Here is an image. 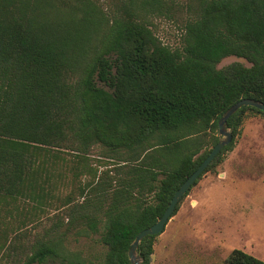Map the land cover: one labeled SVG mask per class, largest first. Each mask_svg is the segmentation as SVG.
Here are the masks:
<instances>
[{"label":"trees","instance_id":"trees-1","mask_svg":"<svg viewBox=\"0 0 264 264\" xmlns=\"http://www.w3.org/2000/svg\"><path fill=\"white\" fill-rule=\"evenodd\" d=\"M115 1L106 11L92 0H0V260L86 264L65 246L74 233L99 235L98 264H131L130 244L219 141L224 112L241 99L264 104V0ZM180 8L187 17L171 49L150 20ZM230 56L250 66L218 69ZM247 115L264 119L252 107L233 114L232 142L194 185L232 151ZM96 145L126 166L125 178L96 177L85 167L91 180L78 187L82 201L68 195L58 207L66 223L31 243L17 232L10 239L6 225L21 204L31 211L54 204L61 155L82 164ZM155 237L138 245L142 264H150ZM223 264L264 261L234 249Z\"/></svg>","mask_w":264,"mask_h":264},{"label":"rangeland","instance_id":"rangeland-1","mask_svg":"<svg viewBox=\"0 0 264 264\" xmlns=\"http://www.w3.org/2000/svg\"><path fill=\"white\" fill-rule=\"evenodd\" d=\"M92 1L106 11L116 4L115 0ZM178 1L185 4L187 0ZM186 17L182 8L163 12L150 20L152 30L164 45L175 49L180 45V23ZM233 63L250 66L244 59L230 56L221 60L217 68ZM248 115L240 136L234 138L232 151L225 153L223 162L204 173L190 188L164 231L155 237L150 264H223L234 249L264 261V119ZM210 146L211 142L204 141V149ZM61 156L65 161H60L54 169V175L59 178L52 191L54 204L41 211H31V204H21L17 220L6 225L10 239L17 232L26 237L25 243H31L35 235L41 236L53 223H66V210L58 207L68 195L74 201H82L78 187L91 180L85 167L95 172L96 177L125 178L126 166L116 158H107L105 149L99 145L90 150L82 164L69 153ZM75 172L80 173L76 179ZM144 197L148 202L153 201L152 195ZM65 246L79 253L86 264L100 263L105 251L99 235L93 234L71 233L65 238ZM0 264H14L13 258L3 257Z\"/></svg>","mask_w":264,"mask_h":264},{"label":"water","instance_id":"water-1","mask_svg":"<svg viewBox=\"0 0 264 264\" xmlns=\"http://www.w3.org/2000/svg\"><path fill=\"white\" fill-rule=\"evenodd\" d=\"M244 107H252L264 112V104L254 99H241L224 112L217 123L218 135L223 137V139H220L211 148L206 158L201 162L196 170H194L193 173L175 191L162 216L153 225L140 231L136 235L127 251V256L131 264H142V260L136 254L139 243L147 236H157L164 231V228L172 217L177 204L186 195L199 176L207 169L209 164L222 151V149L232 142L233 136L232 133L227 129V120Z\"/></svg>","mask_w":264,"mask_h":264}]
</instances>
